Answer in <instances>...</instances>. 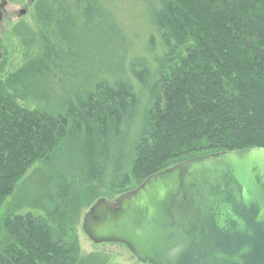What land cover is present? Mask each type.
<instances>
[{
	"label": "trees",
	"instance_id": "16d2710c",
	"mask_svg": "<svg viewBox=\"0 0 264 264\" xmlns=\"http://www.w3.org/2000/svg\"><path fill=\"white\" fill-rule=\"evenodd\" d=\"M114 1L33 5L42 53L28 71L54 94L72 88L58 117L22 108L0 88V264H77L62 209L83 193L78 185L108 179L124 192L191 159L264 149V0L149 2L144 24L155 33L144 45ZM37 163L56 173L61 203L43 220L14 216L21 204L1 215Z\"/></svg>",
	"mask_w": 264,
	"mask_h": 264
},
{
	"label": "water",
	"instance_id": "95a60500",
	"mask_svg": "<svg viewBox=\"0 0 264 264\" xmlns=\"http://www.w3.org/2000/svg\"><path fill=\"white\" fill-rule=\"evenodd\" d=\"M6 5L0 0V25ZM82 231L141 264H264V149L172 166L114 204L95 202Z\"/></svg>",
	"mask_w": 264,
	"mask_h": 264
},
{
	"label": "rangeland",
	"instance_id": "374dc122",
	"mask_svg": "<svg viewBox=\"0 0 264 264\" xmlns=\"http://www.w3.org/2000/svg\"><path fill=\"white\" fill-rule=\"evenodd\" d=\"M5 1L7 6L0 25V88H10V93L15 95L17 103L24 109L53 117L64 116L62 107L64 93L68 88H72V84L59 85L54 94L46 87L44 80L28 71V67L42 53L41 36L32 20V8L36 0L34 3H31L32 0ZM153 1L157 0L114 1L116 13H119L122 22L134 31L131 34H135L142 45L155 33L148 32L144 24L149 17L148 3ZM21 10H26V15L21 16L19 14ZM19 24H24L28 28L27 34L23 37L17 36L13 31ZM144 95H141L137 102L132 137L140 127L145 109ZM74 150L76 149L71 151L72 154ZM60 160L63 162V157ZM55 177L56 173L47 170L42 163L33 165L14 191V197L7 200L1 215H4L9 204H13V209L21 204L22 209L15 212L14 216L30 214L33 218L45 219L47 211L53 210L55 202L61 203L56 197L58 193L53 180ZM78 188L83 190V193L80 192L78 199L70 202V205L65 204L62 209L68 232L66 240L71 243L75 240L77 242L79 252L77 264H141L123 245H95L82 231L83 217L97 200L105 199L109 204H114L117 198L137 188L132 185V188H124V192L113 191L108 179L101 183L78 185Z\"/></svg>",
	"mask_w": 264,
	"mask_h": 264
},
{
	"label": "flooded vegetation",
	"instance_id": "af4514ba",
	"mask_svg": "<svg viewBox=\"0 0 264 264\" xmlns=\"http://www.w3.org/2000/svg\"><path fill=\"white\" fill-rule=\"evenodd\" d=\"M35 1V0H34ZM34 1H31V3L33 2L34 3ZM7 6V5H6ZM4 11H5V9L2 11V20H3V14H4ZM25 11V14L24 15H26V10H24ZM24 15H21V16H24ZM2 22V21H1Z\"/></svg>",
	"mask_w": 264,
	"mask_h": 264
}]
</instances>
